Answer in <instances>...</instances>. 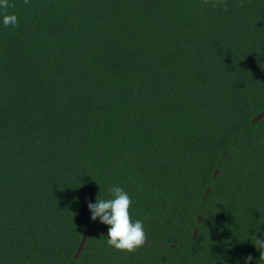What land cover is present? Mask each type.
Instances as JSON below:
<instances>
[{
  "label": "trees",
  "instance_id": "obj_1",
  "mask_svg": "<svg viewBox=\"0 0 264 264\" xmlns=\"http://www.w3.org/2000/svg\"><path fill=\"white\" fill-rule=\"evenodd\" d=\"M12 2L0 264H258L264 0ZM116 185L150 241L134 252L110 247L88 208Z\"/></svg>",
  "mask_w": 264,
  "mask_h": 264
},
{
  "label": "clouds",
  "instance_id": "obj_2",
  "mask_svg": "<svg viewBox=\"0 0 264 264\" xmlns=\"http://www.w3.org/2000/svg\"><path fill=\"white\" fill-rule=\"evenodd\" d=\"M30 0H23L24 5H29ZM205 4H211L212 7H221L227 9V0H204ZM12 0H0V16H2L5 27L18 26V17L16 14H10L9 8H15ZM235 7H244V0H235ZM264 67V64L261 65ZM112 194L110 199L97 197L96 203L89 202L88 208L91 212V219L108 225L107 244L117 250L134 252L143 246L147 240L144 224L141 220L133 221L130 215L132 200L124 188L116 185L109 189ZM253 244L260 252L258 264L264 262V236L255 235L251 237ZM251 255L245 258V264H252Z\"/></svg>",
  "mask_w": 264,
  "mask_h": 264
},
{
  "label": "water",
  "instance_id": "obj_3",
  "mask_svg": "<svg viewBox=\"0 0 264 264\" xmlns=\"http://www.w3.org/2000/svg\"><path fill=\"white\" fill-rule=\"evenodd\" d=\"M262 116H263V113H262V112L259 113L258 115H256V116L253 118V122L258 121ZM217 172H218V170H216V173H217ZM216 173H215V175H216ZM198 220L201 221V217H200V216H199ZM197 234H198V228H195L194 235L196 236ZM86 238H87V234H85V235L83 236L81 242L79 243V246H78V249H77V252H76V255H75L76 257H78V255L80 254V252H81V250H82V248H83V246H84V243H85V241H86ZM149 242H150V241L146 240L145 243H149ZM172 246H174V244H173ZM70 264H74V263L71 262Z\"/></svg>",
  "mask_w": 264,
  "mask_h": 264
}]
</instances>
